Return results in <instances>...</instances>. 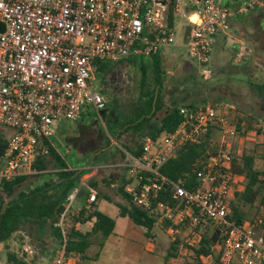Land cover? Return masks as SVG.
<instances>
[{"label":"built area","instance_id":"obj_1","mask_svg":"<svg viewBox=\"0 0 264 264\" xmlns=\"http://www.w3.org/2000/svg\"><path fill=\"white\" fill-rule=\"evenodd\" d=\"M231 2L235 9L225 0H0V132L7 140L0 179L35 173L37 155L49 153L44 142L57 151L54 137L62 120H77L86 108L105 107L104 97L93 89L95 60L148 57L173 46L176 22L183 19L187 53L201 76L210 77L216 37L227 32L234 14L263 7L261 0ZM237 44L235 57L241 60L248 49L242 41ZM179 113L182 119L172 132L145 136L139 155L124 152L119 166L131 177L125 192L166 232L187 229L186 244L194 245L209 230L216 233L210 250L218 254L217 264H264V202L252 220L231 217L236 177L227 139L237 130L226 106L181 107ZM214 137L219 145L208 152ZM186 143L207 145L193 163V189L185 179L174 180L161 171ZM98 168L83 167L87 173L65 199L56 223L62 245L51 264H67L63 218ZM158 193L170 201L157 200ZM85 195L89 205L97 191L87 185ZM23 248L30 252V246Z\"/></svg>","mask_w":264,"mask_h":264},{"label":"rangeland","instance_id":"obj_2","mask_svg":"<svg viewBox=\"0 0 264 264\" xmlns=\"http://www.w3.org/2000/svg\"><path fill=\"white\" fill-rule=\"evenodd\" d=\"M252 11L233 15L229 29L223 37L221 34L218 47L213 49L211 55L213 73L208 78L201 76L197 62L188 55L187 47L184 46L188 24L183 19L178 20L175 25V44L163 48L161 56L162 65L168 75L167 87L178 85L185 70L193 67L197 74L207 81L205 90L207 103L214 102L223 109L226 106L228 113L231 111L228 115L230 120L234 119L233 123H236V117H243L240 125L246 133L244 136L236 134L227 139L230 143V151L236 155L243 152L251 155L254 158L255 168L263 170L264 145L262 135L256 130V126L264 125V13L262 10ZM237 17L240 19L238 20ZM239 40L245 44L248 53L241 60H236L237 41ZM142 59L147 61L149 58L143 57ZM93 76V89L99 91L100 94L102 92L101 95L106 101L108 108L106 119H102L97 114L98 111H95L94 116H85L79 120H62L58 125L54 144L57 152L69 167L76 164L83 167L84 165L101 167L93 176L101 183V197L99 200L96 198L95 201L98 200V209L115 221L114 232L106 241L107 251L111 247L110 242L113 240L115 242V246L110 250L113 262H115L113 264H197L193 252L185 243L186 238L189 237V235L185 237L188 233L187 229L180 230L175 255L169 256L167 255L169 244L177 234L168 233L165 227L156 225L153 229L155 238L153 236L154 239L148 238V240L143 227L134 224L128 217H121L118 214L115 203L120 199L112 190L114 188L109 184L103 185L102 182L110 175H114L116 171H121L118 166L112 165L121 161L119 149L133 146L137 137L136 132L132 131L114 134L112 128L125 113H128L138 97L141 74L135 66L125 63L116 66L113 71L104 76L95 73ZM248 120H252L250 124H247ZM106 140L110 143L108 148ZM218 145L219 141L214 137L210 146L212 150L209 149L208 152H214L213 150H216ZM102 151L108 153L106 160L102 153L94 162L96 159L93 157L94 153ZM89 160L93 163H89ZM107 164L111 165L103 167ZM42 177L46 178L48 174ZM33 180L34 176L29 177L23 183V187ZM87 185L86 180L81 188L82 192L69 209V215L78 212V202L84 201ZM103 195H106L108 199H105ZM242 210L245 211L246 218L250 220L251 217L253 219L259 214L260 204L251 206L244 204ZM77 226L85 230L90 227V224H85L84 227L80 224ZM206 233L211 234V231ZM148 243L153 245L151 251L147 248ZM25 245L30 246V252L24 250ZM60 248L61 246L59 247L49 228L44 233L36 232L34 229H23L14 233L5 245L0 244V264H8L7 252L15 253L28 264H51L58 256ZM106 256L107 254H104L97 264H103V261L106 263ZM72 263L80 264L75 259H72ZM67 264H70V258H67Z\"/></svg>","mask_w":264,"mask_h":264},{"label":"trees","instance_id":"obj_3","mask_svg":"<svg viewBox=\"0 0 264 264\" xmlns=\"http://www.w3.org/2000/svg\"><path fill=\"white\" fill-rule=\"evenodd\" d=\"M261 2L263 7H256L252 12L262 10L264 13V0H261ZM225 4L230 5L233 9L237 7V4L232 3L231 0H225ZM237 19L239 20L240 18L237 17ZM173 20L169 10L168 22L170 27L173 24ZM161 55L162 51L154 53L147 57L149 58L147 61L142 59L143 56H130L118 60L98 59L94 61L92 73L96 75L104 76L113 71L116 66L125 63L135 66L141 74L138 97L133 102L128 113H125L123 118L112 128L114 134L116 132L122 134L123 132L132 131L136 132L137 135L133 146L119 149L121 159L124 157L125 151L139 155L142 145V140L140 139L145 136L156 137L161 133L172 132L182 119L179 113L181 107L195 108L206 104H210L213 107L219 106L214 104V102L207 103L208 100L205 96L207 81L198 75L193 67H188L185 70L181 79L179 78L178 85L167 87L166 80L168 75L162 65ZM107 111L108 108L105 105L97 114L102 119H106ZM94 112L93 109L86 108L79 119H83L85 116H94L96 115ZM228 118L230 119L229 115ZM236 118L237 134L244 136L246 132L240 125L243 117L238 116ZM251 121L248 120L247 124H250ZM256 130L262 135V144L264 145V127L258 125ZM6 142V134L0 132V169L1 156L6 147ZM44 144L49 148V153L47 155H37L32 163V169L35 173L18 175L10 180L0 179L1 245H5L14 233L23 229H34L36 232L44 233L47 228L50 229L57 240L59 247L62 245L61 231L56 223L59 222L60 215L64 211L63 204L66 197L78 186L82 176L86 173V169H83L80 164H78L79 166L76 164L69 167L67 162L48 142H44ZM109 144V141L106 140L107 148ZM206 148L207 145L204 144L186 143L182 145L177 150L176 155L164 163L161 168L162 173L174 180L185 179L186 187L193 189L196 183L193 163L205 154ZM209 149L211 148L209 147ZM102 153H104V159L106 160L108 153L102 151L97 154L94 153L93 157L96 158L94 162L98 159V155ZM231 153L233 155L231 167L236 177L235 198L230 204L231 217L241 222L248 220L245 216V211L242 210L244 204L251 206L264 202V169L255 168L254 158L245 152L240 155ZM262 158L264 159V154ZM88 162L93 163L90 160ZM45 174H48V177H42ZM31 176H34V180L26 187H23V183ZM110 181L109 178L105 179L102 184H109ZM130 181L131 177L125 169V173L122 175L115 190L121 199L120 202H116V206L119 209L120 216H127L134 224L142 226L145 229V234L149 237L152 229L156 226L155 219L150 212L136 206L131 196L125 192L124 188ZM87 182L89 186L97 190V198L99 199L101 197V183L94 177L89 178ZM103 197L108 199L105 195ZM157 200L170 201V197L167 194L158 193ZM93 205H95V202L90 203L87 207L82 205L76 214L69 215V211L65 214L63 224L66 231V258H72L77 261L86 259L87 249L91 245L96 244L100 250L106 238L113 232L114 219L98 209L92 208ZM250 220H252V217ZM88 221H92L90 230L83 232L77 228L78 224ZM66 224L69 225L67 226ZM176 238L169 244L167 251L169 256H174L177 250L179 243L178 234ZM215 239L216 233H204L200 235L199 241L194 245L186 244L193 252L197 264H217L218 254H214L210 250V245ZM97 255L98 252L95 256ZM6 256L8 264H28L22 257L17 256L13 252H7Z\"/></svg>","mask_w":264,"mask_h":264},{"label":"crops","instance_id":"obj_4","mask_svg":"<svg viewBox=\"0 0 264 264\" xmlns=\"http://www.w3.org/2000/svg\"><path fill=\"white\" fill-rule=\"evenodd\" d=\"M234 17H232V19H233ZM231 19V20H232ZM222 34V37H223V34L224 33H221ZM221 34H219L217 37H216V41H215V45H214V49L215 48H217L218 47V45H219V42H220V40H221ZM239 41H241V40H239ZM111 164H107V165H105V166H110ZM113 166H118V168H120L121 169V171H116V173H114V175H110L109 176V179L111 180L110 181V183H109V185H110V187H112V188H114V189H112L113 191H114V193H115V195H117L116 194V192H115V190H116V188H117V186L119 185V182H120V180H121V177H122V175L125 173V169L124 168H122V167H119V163H115V164H112ZM85 167V166H84ZM97 191V190H96ZM83 194V193H82ZM98 195V194H97ZM106 196V195H105ZM118 196V195H117ZM119 197V196H118ZM120 199V198H119ZM78 200H80V199H78ZM99 200V199H98ZM98 200L97 201H95V205H93V207L92 208H96V209H98V205H97V202H98ZM120 201H121V199H120ZM120 201H118V202H120ZM82 205H84V206H86V205H88L87 204V200H86V197H84V201L82 200H80V202H78V206H79V208L82 206ZM115 206H116V203H115ZM117 207V206H116ZM118 208V207H117ZM79 210V209H78ZM99 210V209H98ZM99 211H101V210H99ZM102 212V211H101ZM104 213V212H103ZM105 214V213H104ZM118 214H119V209H118ZM107 215V214H106ZM120 215V214H119ZM121 217H127V216H121ZM129 218V217H128ZM130 219V218H129ZM131 220V219H130ZM132 221V220H131ZM133 222V221H132ZM85 224H90V227L88 228V229H82V228H79V226H77V228H79L81 231H83V232H85V231H88V230H90V228H91V225H92V221H88V222H86V223H83V224H80L81 226H83L84 227V225ZM139 226V225H138ZM142 227V226H141ZM114 229H115V226H114ZM114 229H113V232H114ZM154 229V228H153ZM153 229H152V231H151V236H147L146 234V237H147V239L149 238V239H154L155 238V236H154V232H153ZM113 232L111 233V234H113ZM111 234L106 238V240H105V242H104V245H103V247L99 250L98 249V247H97V245L96 244H93V245H91L88 249H87V252H86V256H87V258L86 259H80L79 260V262H80V264H97V263H99L100 261H101V259L103 258V256H104V254H107V261H106V263H105V261H103V264H113V263H115V262H113V259H112V254H111V247H114L115 245H114V240L113 241H111L110 242V248L108 249V251L106 250L107 249V247H106V241L108 240V238L111 236ZM153 236H154V238H153ZM148 239V240H149ZM152 247H153V245L152 244H150V243H148L147 244V248H148V250L149 251H151V249H152ZM95 248V249H94ZM98 252V255L97 256H95V254ZM70 264H73L72 263V258H70Z\"/></svg>","mask_w":264,"mask_h":264}]
</instances>
